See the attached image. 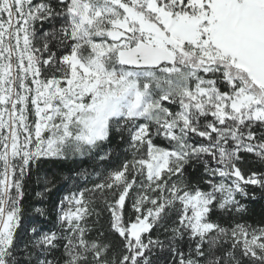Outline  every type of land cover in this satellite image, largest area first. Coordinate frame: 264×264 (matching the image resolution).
Segmentation results:
<instances>
[{
	"label": "snow or ice",
	"instance_id": "snow-or-ice-1",
	"mask_svg": "<svg viewBox=\"0 0 264 264\" xmlns=\"http://www.w3.org/2000/svg\"><path fill=\"white\" fill-rule=\"evenodd\" d=\"M257 193L264 0H0V264H264Z\"/></svg>",
	"mask_w": 264,
	"mask_h": 264
},
{
	"label": "trees",
	"instance_id": "trees-1",
	"mask_svg": "<svg viewBox=\"0 0 264 264\" xmlns=\"http://www.w3.org/2000/svg\"><path fill=\"white\" fill-rule=\"evenodd\" d=\"M90 164L89 161L84 162H63L59 164L47 165L45 166V170L49 176L55 174L57 177V189H54L52 196L50 199H57L61 193L67 191L69 185L62 180L61 176H68L71 172L79 170L81 167H88ZM43 174V173H42ZM36 190H39L37 188ZM32 197H34V192L32 193ZM30 197L33 203H38ZM248 212L245 214V219L250 223H258L262 219H264V198H260V194L257 193V199L254 202H248Z\"/></svg>",
	"mask_w": 264,
	"mask_h": 264
}]
</instances>
